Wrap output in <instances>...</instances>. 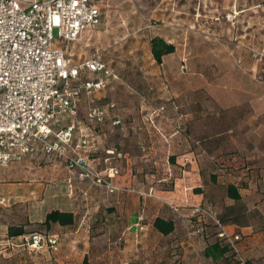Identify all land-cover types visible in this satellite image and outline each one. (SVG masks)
<instances>
[{
    "label": "rangeland",
    "instance_id": "obj_1",
    "mask_svg": "<svg viewBox=\"0 0 264 264\" xmlns=\"http://www.w3.org/2000/svg\"><path fill=\"white\" fill-rule=\"evenodd\" d=\"M100 6V23L72 49L75 61L99 52L116 74L96 99L114 101L121 117L114 133L100 138L111 150L84 153L97 170L118 169L117 189L109 192L54 156L10 163L2 169L0 264H83L84 256L88 264H194L173 234L151 229L157 211L170 218L183 209L200 224L210 220L202 209L219 216L210 205L180 198L208 189L204 176H240L244 196H264V0H101ZM154 35L175 45L160 64L150 50ZM79 111L87 123L83 99ZM139 196L149 201L137 215L145 225L141 236L128 228ZM248 202L236 201L230 212L257 221ZM54 206L73 211L75 222L47 228L42 221ZM19 225L23 234L8 235L9 226ZM32 232L56 242L33 247L23 237Z\"/></svg>",
    "mask_w": 264,
    "mask_h": 264
},
{
    "label": "built area",
    "instance_id": "obj_2",
    "mask_svg": "<svg viewBox=\"0 0 264 264\" xmlns=\"http://www.w3.org/2000/svg\"><path fill=\"white\" fill-rule=\"evenodd\" d=\"M101 0H0V172L10 163L36 154L58 157L69 169L105 187L117 189V168L97 170L85 151L98 126H117L115 102L96 101L116 74L95 51L75 61L72 44L100 23ZM86 113L80 116V102ZM5 198L0 194V205ZM218 236L234 237L212 212ZM31 246L49 242L37 232L23 236Z\"/></svg>",
    "mask_w": 264,
    "mask_h": 264
},
{
    "label": "crops",
    "instance_id": "obj_3",
    "mask_svg": "<svg viewBox=\"0 0 264 264\" xmlns=\"http://www.w3.org/2000/svg\"><path fill=\"white\" fill-rule=\"evenodd\" d=\"M105 126L106 125H101V126H98L96 129L94 128L91 139L94 140V138H97V143L96 145L94 143L93 150H96V149L97 150H105V149L111 150L110 147H106L105 145H103L102 142H100V138L106 137L107 135L114 133L116 128L114 127L108 128ZM205 147L207 148L206 145ZM191 168L195 169L193 162H192ZM196 169L197 171L194 173V177H195V180H197L199 183L201 179V173L198 168ZM2 174H3V170L2 172H0V194L3 193ZM239 177L236 176L235 178L234 176L233 179H231L229 177L222 178L220 175H216V176L214 175V177L204 176V184L205 186L208 187V189L206 188L198 189V193L196 194L193 193V196H187V197L180 196V198L188 199V200L190 199L192 201L198 200L204 205L212 206L215 209V211L219 214V216L225 219L224 228L226 232L229 234L238 233L241 235V240H240L241 256L245 258L246 257L247 258L249 257L264 258V196H253V195L244 196L243 195V190H244L243 183L238 180ZM131 179L132 178H129L128 182H130ZM229 182H233L237 185L239 193L241 195L240 199L238 200L245 201L246 203L247 201H249L248 204H250L251 209H253V212L256 214L255 217H259L257 221L254 219L253 216H252L253 218L252 221L242 220L241 217L236 216L234 212H230V205H233V203H235L238 200H235L227 195L226 184ZM198 185H201V184L199 183ZM213 186L220 187L222 189L223 192L221 196L218 197L214 194V192L211 190V187ZM145 194H148V193L145 192ZM188 194H190V192H188ZM6 197L20 199L21 196H6ZM32 197L34 198L35 196H28L27 198H32ZM139 200H140V203L142 204L140 206L141 208L134 209V210L132 209L133 211L132 210L130 211V214L128 216L129 217L128 228H133L141 236L142 230L144 229L145 225L142 222L137 221V218H138L137 215L147 212V208H149L147 203L149 201H148L147 196H139ZM55 208L65 210L64 208L57 207V206H54L51 209H55ZM161 209H162V206H161ZM172 211H171L170 218L174 221L175 228L170 234H173L176 237L175 241L177 245H180L178 247V250L183 252L182 256L184 258L185 257L192 258L194 261V264L199 261L198 257L200 259L201 257L203 258V262H204L203 264H214V261L210 257H206L203 254V251L201 252V256H200L196 253V250H198V248L201 245H205L207 242H211L215 237L209 236V232L206 229L204 231L200 230L202 227L200 226L201 225L200 223H197V221L199 220L198 216L196 217L195 215H192L189 212L188 214H186L183 211V209L181 210L175 209ZM157 215L168 218V216L165 214V212H163V210H161L160 212L157 211L154 214L150 222L151 229H154L152 223H153L154 218ZM183 215H188L187 217L189 218H185V216ZM187 222H189V224ZM155 231L161 234L157 230Z\"/></svg>",
    "mask_w": 264,
    "mask_h": 264
},
{
    "label": "trees",
    "instance_id": "obj_4",
    "mask_svg": "<svg viewBox=\"0 0 264 264\" xmlns=\"http://www.w3.org/2000/svg\"><path fill=\"white\" fill-rule=\"evenodd\" d=\"M150 50L155 61L160 64L162 63L163 56L169 54L175 50V45L172 42H168L160 35H154L150 40ZM214 177V176H213ZM227 195L235 200L240 199L241 195L239 193L238 187L235 183L229 182L226 184ZM198 191V189H197ZM217 218L225 225V219L216 214ZM206 219V218H205ZM201 219V229H205L209 232V236H214L215 238L211 242H207L203 247V254L206 257H210L214 264H264V258H254L249 257L242 259L241 256V247L240 240L241 235L238 233H231L229 235L235 236L233 245L228 242L225 237L218 236V226L210 218L207 222V219ZM75 222V214L70 210H61L58 208L51 209L45 213L42 223L47 227L51 228L54 224L61 226L72 225ZM203 223H209L212 226L204 225ZM153 227L155 230L160 232L162 235H169L175 228L174 221L171 218H166L160 215H157L153 220ZM214 230H211V229ZM24 228L22 225L19 226H9L8 235L18 236L24 233ZM83 264H88V258L84 256Z\"/></svg>",
    "mask_w": 264,
    "mask_h": 264
}]
</instances>
